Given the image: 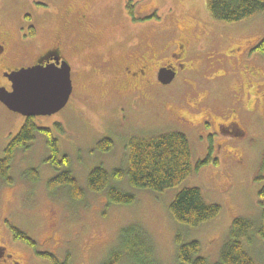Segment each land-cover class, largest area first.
<instances>
[{
  "label": "rangeland",
  "instance_id": "1",
  "mask_svg": "<svg viewBox=\"0 0 264 264\" xmlns=\"http://www.w3.org/2000/svg\"><path fill=\"white\" fill-rule=\"evenodd\" d=\"M2 38L7 40L8 69L31 67L62 38L73 93L61 112L35 118L39 128L52 130L59 160L68 157L69 165L50 164L46 138L38 133L27 150L16 153L9 171L12 183L0 177V264H53L40 253L61 263L110 264L112 253L122 249L124 230L132 227L138 234L143 231L151 246L146 264H176L179 233L187 242H200L202 256L214 263L236 219L259 225L264 56L255 49L264 38V15L219 22L206 0H0ZM181 50L187 54V70L170 85L158 84V67L174 63V53ZM139 59L151 67L135 83L124 69L133 71ZM2 86L10 89L11 83L0 75ZM25 122L0 101V159ZM175 132L187 136L194 168L210 150L213 157L182 185L156 193L133 189L127 180L114 182L135 194V202L127 205L111 203L107 190H89L94 169L110 174L128 169L131 138ZM105 139L114 143L109 152L98 149ZM67 170L85 192L83 199H74L66 186H50ZM185 188L200 189L208 203L221 207L220 216L182 230L169 207ZM14 229L36 247L17 240ZM251 251L255 262L264 264L261 240ZM128 260L120 264H131Z\"/></svg>",
  "mask_w": 264,
  "mask_h": 264
},
{
  "label": "trees",
  "instance_id": "2",
  "mask_svg": "<svg viewBox=\"0 0 264 264\" xmlns=\"http://www.w3.org/2000/svg\"><path fill=\"white\" fill-rule=\"evenodd\" d=\"M206 7L211 16L223 23L233 24L248 20L257 15H264V0H206ZM256 51L264 56V38L257 45ZM25 118V117H24ZM57 129L62 126L57 124ZM42 134L47 141L51 156L48 160L55 168L69 165L68 157L59 160L61 152L59 141L54 137L51 129L39 128L35 118H26V122L20 132L14 137L5 149V157L0 159V177L8 183H12L9 171L16 153L27 150L30 144L36 140V134ZM114 143L105 139L98 144L102 152L113 149ZM127 170H115L112 174L104 168L94 169L88 177V188L93 193L108 191V198L114 204H132L135 202V194L126 193L118 186L127 180L129 186L136 190L164 193L182 185L190 176L199 171L205 165L213 161L212 152L194 168L192 149L186 135L182 133H169L151 138L133 137L127 144ZM216 162V161H214ZM112 182V183H111ZM52 188L66 186L74 199H83L85 192L80 187L77 179L71 171L61 172L51 182ZM259 206L261 218L258 226H253L247 219H236L229 235H227L219 260L214 263L201 254V244L198 241H185L183 234L176 237V264H257L255 262L251 245L256 239L264 244V188L259 192ZM221 207L210 204L205 199L200 189L185 188L173 199L169 212L174 221L183 228L182 230L197 229L205 225L221 214ZM15 238L21 239L32 247L36 243L23 232L14 229ZM143 231L138 234L135 228H127L123 232L122 249L112 253L110 264H120L124 258H129L131 264H146L150 259V251L144 240ZM149 246V247H148ZM149 248V249H150ZM42 258L49 259L53 264L61 263L54 255L40 253ZM214 261V260H213Z\"/></svg>",
  "mask_w": 264,
  "mask_h": 264
},
{
  "label": "water",
  "instance_id": "3",
  "mask_svg": "<svg viewBox=\"0 0 264 264\" xmlns=\"http://www.w3.org/2000/svg\"><path fill=\"white\" fill-rule=\"evenodd\" d=\"M56 69L61 73L58 87L55 91L43 90L38 87H28L22 93H17L16 85L20 80L30 85L41 73L49 69ZM6 77L11 83V90L0 88V101L12 112L25 118L53 116L61 112L69 103L73 93L71 67L67 62H56L48 65H36L22 68L10 73ZM175 79L174 71L162 69L158 80L162 85H169Z\"/></svg>",
  "mask_w": 264,
  "mask_h": 264
},
{
  "label": "flooded vegetation",
  "instance_id": "4",
  "mask_svg": "<svg viewBox=\"0 0 264 264\" xmlns=\"http://www.w3.org/2000/svg\"><path fill=\"white\" fill-rule=\"evenodd\" d=\"M84 17H86V16H84ZM33 35H35V34H33ZM62 43H63V39L61 38L57 42V44L53 45L52 48H50L49 50H46L45 52H43L40 55V57L35 61V63L33 65H31V67L39 65V64L48 65V64H52V63H56V62H60V63L61 62H67L68 63L69 61H68V59L66 57V50L62 49V48H64V46H62ZM6 47H7V40L5 38L0 39V70H1L0 75L2 76V78H4L5 80L8 81V79L6 77V73H10L12 71H16V70H19V69H22V68L19 67L17 69H8L9 67H8L6 62H8V59H9V57H8L9 52L7 51ZM182 51L183 50H181V52L174 53V56H175L174 57V63H172V64H163L162 66L158 67L157 71L155 72V79L157 80L158 84L162 85L159 82V80H158L160 71L162 69H167V70L174 71L175 79L173 80V82L176 80V78L178 77L180 72H183V71L187 70V69H185V64L183 63L184 61H186V58H187L186 55L187 54L186 53H182ZM137 62H138V64H137L136 68L133 71H131L130 68L124 69V70H126V73L128 75H130V79L129 80L130 81H134L135 83L139 82L140 80L145 79L146 75H147V72H148V70L151 67V66L148 67V64L144 63V62H146V59L145 60L143 59V61H141V59H139V60H137ZM139 62H141V63L139 64ZM71 78H72V69H71ZM163 86H167V85H163ZM3 87H5V86H2V88ZM5 88H7V87H5ZM8 90L10 91L11 88L8 89ZM16 264H18V263H16Z\"/></svg>",
  "mask_w": 264,
  "mask_h": 264
},
{
  "label": "snow or ice",
  "instance_id": "5",
  "mask_svg": "<svg viewBox=\"0 0 264 264\" xmlns=\"http://www.w3.org/2000/svg\"><path fill=\"white\" fill-rule=\"evenodd\" d=\"M61 78V73L56 69H49L47 72L41 73L39 77L36 78L35 82L31 85L24 81L20 80L17 82L16 91L17 93H22L28 87H38L43 90L55 91L58 87Z\"/></svg>",
  "mask_w": 264,
  "mask_h": 264
}]
</instances>
